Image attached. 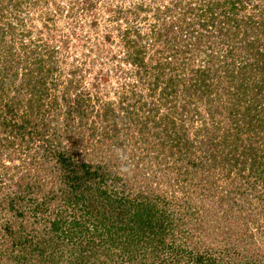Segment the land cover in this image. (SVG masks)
Instances as JSON below:
<instances>
[{
    "label": "trees",
    "instance_id": "obj_1",
    "mask_svg": "<svg viewBox=\"0 0 264 264\" xmlns=\"http://www.w3.org/2000/svg\"><path fill=\"white\" fill-rule=\"evenodd\" d=\"M172 1L154 15L178 8L174 21L123 30L136 71L87 124L88 152H77L84 138L70 128L73 118L86 123L85 105L93 106L74 80L59 94L46 87H56L46 83L57 48L19 40L28 55L21 71L0 54V103L9 83L16 91L1 112L23 104L11 130L36 143L33 176L46 174L34 188L29 170L8 182L3 166L0 211L9 215L0 222V264H264V0ZM4 35L0 25V53L13 46ZM147 36L153 56L140 42ZM205 51L194 68L186 63ZM7 127L0 117V130ZM16 138L4 135L0 147ZM120 150L130 164L118 160ZM164 169L159 185L153 177ZM34 192L42 207L33 206Z\"/></svg>",
    "mask_w": 264,
    "mask_h": 264
},
{
    "label": "rangeland",
    "instance_id": "obj_2",
    "mask_svg": "<svg viewBox=\"0 0 264 264\" xmlns=\"http://www.w3.org/2000/svg\"><path fill=\"white\" fill-rule=\"evenodd\" d=\"M18 2L19 5L13 8L8 3V0H0L2 9L0 12V25L5 30V45H9L10 42L13 44L10 51L4 50L0 54L1 56L11 57L12 62H15L17 66V71H21L24 64L23 61L28 55L25 56L23 49L19 47V40L26 41L29 39L32 43L36 41L40 45L38 49H42L44 44L57 48L53 57L52 74L50 75V80L46 83L50 84V82L55 80L56 87L53 88L52 85H46V87L50 93L54 91L55 94H59L62 85L74 80L73 82L78 85L74 88V92L80 91L86 102L93 106L90 108V105H85L86 123L80 124L73 118L70 128L71 131H74L75 136H83L84 138L81 147L77 148V152H80V154L83 153L82 150H87L88 152V149L95 147L92 146L94 140L88 136L90 129L87 127L91 120L97 119L95 111L101 108V104L105 100L118 101L119 98L116 92H123L129 88L128 82L131 80L128 77L131 69L127 65L129 49L124 43L123 30L128 25H135L142 32H148L154 22L155 27L151 28V30L161 26L162 20L159 19L160 17L161 19L164 17V23H169L180 15L181 10L176 8L175 11L168 15H163V13L154 15L156 7L162 11V6H171L172 0H18ZM136 5L142 6L140 12L136 11ZM207 41L203 42L206 44ZM140 42L147 48L145 56H153L152 51L155 45L151 46L152 38L147 36ZM32 45L28 46L31 47ZM29 49L26 48L27 52H29ZM31 49L37 50L35 46L31 47ZM207 50L211 53L215 50V47L209 45ZM199 54L200 56H192L194 58L192 62L191 58L187 59L186 63H190L193 65L192 68H194L207 52H199ZM189 70V67H185V70L180 73V78L188 77ZM135 71L136 69L131 70L132 73ZM18 79L16 82H18ZM219 80L225 83L224 77H219ZM72 88L71 86L68 87L69 94L73 93ZM4 89L0 112L4 110V102H6L7 98L10 97L15 100L16 95L13 84L9 83ZM88 97L89 99H87ZM96 98H98L97 101ZM222 100L221 98L220 102H223ZM72 101L70 100L69 102ZM114 107L117 108L116 106ZM25 110L23 104H20L18 107H14L7 116L4 115V111L0 113L2 120L10 124V127H7L5 131L0 130V138L4 135L13 136L14 138L18 135L20 136V131L24 129L11 130V127L12 125L17 126L21 122L20 118L25 114ZM72 114L74 115L75 113L73 112ZM222 125H219L220 129ZM132 130H134V133L135 129ZM13 143L10 146L0 147V180L3 176V166H8L9 168L6 169L4 174V176H8L5 177L8 182L9 177L13 176L10 180H16L20 172L26 173L29 170L35 188V181H45L46 177L43 171V175L33 176V172L40 167V164H38V146L34 142L25 141L24 137L21 140L17 137L16 140H13ZM102 146L104 147L105 145ZM120 153L122 156L118 160L122 163L130 164L125 159L127 157L126 154L123 155L122 150H120ZM152 162L155 163L151 165L152 169H154L158 161ZM141 163L144 164L145 160ZM160 164H163V162H160ZM165 172L166 169L161 171L160 174L159 171L155 172L153 179L160 181L159 185L164 183L163 176ZM173 176L174 174L171 177ZM47 183L49 184L50 182L48 181ZM3 186L4 189L5 185ZM10 188L8 185L4 190L6 191ZM3 192L1 191L0 193ZM9 192L11 191L9 190ZM21 195L23 198L29 199L26 197V191H22ZM29 195L32 197L33 206L41 204L42 207L43 196L35 192ZM47 207L49 208L50 206ZM7 215H9L7 211L1 210L0 222ZM12 216L11 213L9 218ZM259 221L262 220L259 219ZM255 239L257 240L258 236Z\"/></svg>",
    "mask_w": 264,
    "mask_h": 264
}]
</instances>
